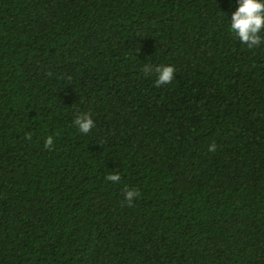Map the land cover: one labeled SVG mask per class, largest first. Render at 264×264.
I'll list each match as a JSON object with an SVG mask.
<instances>
[{"label":"trees","instance_id":"obj_1","mask_svg":"<svg viewBox=\"0 0 264 264\" xmlns=\"http://www.w3.org/2000/svg\"><path fill=\"white\" fill-rule=\"evenodd\" d=\"M238 6L0 0V264H264V30L241 43Z\"/></svg>","mask_w":264,"mask_h":264},{"label":"clouds","instance_id":"obj_2","mask_svg":"<svg viewBox=\"0 0 264 264\" xmlns=\"http://www.w3.org/2000/svg\"><path fill=\"white\" fill-rule=\"evenodd\" d=\"M238 5L239 6L230 17V31L241 43L246 44L249 48L260 45L262 42L261 32L264 30V0H238ZM175 71V67L170 64L158 65L155 68L146 64L143 67V72L146 76L155 72V84L157 87L171 83L174 79ZM49 75H51V73H49ZM73 123L78 127L79 131L84 134L89 133L91 129L95 127L91 115L86 113L77 115ZM25 138L31 140V133H26ZM53 142V137L48 136L44 141L45 148H52ZM215 150L216 145L214 143L209 145V151ZM105 179L115 184L121 180V176L119 173H110ZM123 194L129 206H131L134 199L138 198L140 195L138 190L129 189L127 187L123 190Z\"/></svg>","mask_w":264,"mask_h":264}]
</instances>
